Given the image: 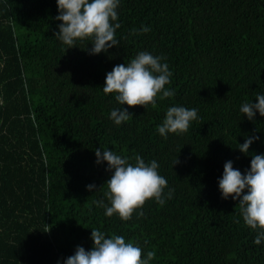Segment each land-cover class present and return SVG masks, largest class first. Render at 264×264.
Wrapping results in <instances>:
<instances>
[{
  "label": "trees",
  "instance_id": "1",
  "mask_svg": "<svg viewBox=\"0 0 264 264\" xmlns=\"http://www.w3.org/2000/svg\"><path fill=\"white\" fill-rule=\"evenodd\" d=\"M57 15L56 0H0V264H57L91 250V229L153 251L151 264H264L239 201L218 189L225 162L250 168L237 149L246 136L264 153V117L239 111L264 93V0H120L119 44L99 55L90 41L62 45ZM141 51L165 58L175 96L125 105L132 117L116 126L106 74ZM174 105L199 119L165 139L157 126ZM97 148L155 159L172 198L106 216L96 201L108 203L111 173Z\"/></svg>",
  "mask_w": 264,
  "mask_h": 264
},
{
  "label": "clouds",
  "instance_id": "2",
  "mask_svg": "<svg viewBox=\"0 0 264 264\" xmlns=\"http://www.w3.org/2000/svg\"><path fill=\"white\" fill-rule=\"evenodd\" d=\"M56 3L58 15L55 19L61 23L55 37L67 49L83 41H90L91 55L107 54L109 49L117 47L119 40L116 33L121 27L118 17L120 0H56ZM141 31L146 33L150 28L142 25ZM172 76L165 58L147 51L139 52L128 63L114 66L106 74L102 91L111 94L122 107H114L110 111V119L120 126L132 117L128 108L142 106L146 110L149 105L156 108L157 100L175 96V91L166 87ZM255 100L257 102L245 101L239 109L249 121H254L257 113L264 117V93H257ZM32 118L35 122V114ZM198 119V109L174 105L167 109L157 131L165 139L169 134L182 135ZM259 140V136L253 135L246 136L243 144L238 143L240 153L251 155L248 170L242 174L229 160L225 162L222 177L218 180L222 198L239 201L244 224L255 231L253 242L256 245L264 243V153H249V149ZM95 156L96 164L106 163V171L111 173L105 184L107 191L104 195L108 203L96 201L99 207L104 208L106 216L117 215L127 221L134 213L142 215L139 210L146 202L155 201L162 206L172 198L174 189L165 191L168 182L159 173V164L155 159L146 162L136 155L132 163L130 158L110 148H97ZM95 187L94 184L88 185L87 190L91 192ZM91 240V250L77 246L73 255L62 262L58 260L57 264H151L155 257L153 251L144 253L139 245L126 242L124 236H108L100 229H91Z\"/></svg>",
  "mask_w": 264,
  "mask_h": 264
}]
</instances>
